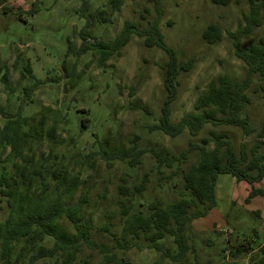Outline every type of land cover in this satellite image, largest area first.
I'll use <instances>...</instances> for the list:
<instances>
[{
  "label": "rangeland",
  "instance_id": "1",
  "mask_svg": "<svg viewBox=\"0 0 264 264\" xmlns=\"http://www.w3.org/2000/svg\"><path fill=\"white\" fill-rule=\"evenodd\" d=\"M86 1V17L81 16L84 0H7L5 6H0V108L9 113L17 112L25 98L24 89L36 81L42 82L31 102L25 104L23 116L31 117L33 125H40L44 116L45 132L51 127L57 128L55 152L72 159V175L80 174L85 185L77 190L75 199H79L82 190L91 194L93 203L88 214L96 224L103 212L117 206L118 186L123 184L124 178L128 179V186L133 187L149 173L148 199L166 202L176 199V195L169 193V184L159 187L155 162L148 153L135 169L118 162L110 167L97 156L93 166L83 164L85 155L99 150L96 137L108 152L128 149L136 141L140 149H163L174 155L186 150L190 141L200 142L210 130L227 133L237 148L242 143L251 147L256 138L255 135L245 137L238 128L211 125L195 139L188 130L176 138L151 133L149 128L158 123L166 97L163 67L168 56L158 48L145 47L143 40L136 36L124 48L122 57L108 61L105 68L98 67L92 52L81 57L76 52L81 46L78 35L88 21L94 38L90 42H111L127 21L145 27L153 22L156 19L153 6L147 0H124L117 10H111L109 0ZM163 2L161 32L166 43L177 52L181 63L194 61L191 70L179 77V95L173 106V122L177 124L186 113L193 111L195 102L211 81L225 75L236 82L244 79L247 67L236 57L228 33L245 25L244 15L249 12V6L247 0H232L227 6L214 4L212 0ZM32 7L37 12L24 16L26 21L15 15ZM101 8L108 11L106 15L96 14ZM103 17L108 21L103 22ZM210 25H218L223 30L222 40L213 45L203 39ZM261 37H264V24L242 45L258 42ZM28 66L32 75L23 79L22 69L26 71ZM5 68L10 69L5 80L10 89L2 81ZM260 84L258 79L254 80L248 91L251 102L242 112L257 130L264 125V97L256 91ZM65 115L89 120L88 127L80 132L77 123L66 124ZM0 125H3L1 119ZM40 143L36 147L39 148L37 158L41 152L48 153L52 146L46 136ZM196 161L191 155L182 169L187 170ZM167 173L170 175L169 171ZM173 183L182 185L178 177L170 185ZM257 187L264 189V181ZM217 189V207L208 217L193 222L189 231L202 264H222L231 259L228 252L224 253L229 247L228 241L232 245L251 243L253 251L264 245V197L246 204L250 186L238 183L230 175L219 177ZM103 194L105 197L99 199L98 195ZM6 213L5 203L0 201V222L6 220ZM86 255L88 252L83 258ZM125 257L132 264H154L159 254L133 250ZM249 260V256H243L235 262L249 264ZM37 264L52 263L40 261Z\"/></svg>",
  "mask_w": 264,
  "mask_h": 264
},
{
  "label": "trees",
  "instance_id": "2",
  "mask_svg": "<svg viewBox=\"0 0 264 264\" xmlns=\"http://www.w3.org/2000/svg\"><path fill=\"white\" fill-rule=\"evenodd\" d=\"M147 1L153 6L156 19L146 27L134 21L125 22L123 30L111 42H90L94 38L88 21L78 35L81 46L77 56L92 52L98 67L105 68L108 61L122 57L124 48L136 36L143 40L145 47L158 48L169 59L163 67L166 97L158 123L149 128L151 133L176 138L188 130L190 137L195 139L208 125L234 127L245 137L255 135V143L251 147L242 143L237 148L230 135L210 130L200 142L190 141L186 150L174 155L163 149H140L136 141L128 149L108 152L105 144L96 137L99 150L85 155L83 164L93 166L97 156L110 167L118 162L135 169L141 166L142 158L148 153L155 162L159 187L169 184V193L176 195V199L170 202L148 199L149 173L133 187L128 186L129 181L124 178L123 184L118 186L117 206L103 212L94 225L88 214L93 203L91 194L82 190L79 199H75L77 190L84 188V182L80 174L72 175V159L55 152L57 128L51 127L45 132L44 116L40 125H33L31 117L23 116L25 104L31 102L33 93L42 83L36 81L24 89L25 98L17 112L9 113L0 108L3 122L0 125V201L5 203L7 210L6 220L0 222V264H37L40 261L132 264L125 255L133 250L158 253L159 259L154 264L164 261L202 264L189 231L193 222L208 217L217 207L219 177L230 175L238 183H247L250 190L246 204L264 197V189L257 187L264 181V125L257 130L249 118L242 115L251 102L248 91L255 79L261 83L256 91L264 97V37L258 42L242 45L264 24V0H247L249 12L244 15L245 25L228 33L236 57L247 67L244 79L236 82L225 75L211 81L195 102L193 111L186 113L177 124L173 122V106L179 95V77L191 70L194 61L181 63L177 52L165 41L161 32L164 0ZM123 2L109 0V9L117 10ZM212 2L227 6L232 0ZM6 3L7 0H0V6ZM87 8L88 2L84 0L81 16L86 17ZM36 12L37 9L32 7L15 15L26 21L24 16H33ZM107 12L101 8L96 14L103 16ZM142 19L145 20L144 15ZM107 21L103 17V22ZM222 38L223 30L218 25H210L203 33V39L210 45ZM9 72L10 69L5 68L2 78L7 88L5 80ZM28 75H32L29 66L26 71L22 69L23 79ZM70 117L65 115L63 120L68 125L77 123L80 132L88 127L89 120ZM45 136L52 146L48 153L41 152L37 158L39 148L36 147ZM191 155L197 161L183 170L182 165ZM177 177L181 179V187L178 183L170 185ZM104 197L105 194L98 195L99 199ZM228 245L224 253L228 252L231 259L222 264H236L235 261L243 256H249V264H264V245L256 251L251 249V243L232 245L228 241ZM86 252L88 255L83 258Z\"/></svg>",
  "mask_w": 264,
  "mask_h": 264
},
{
  "label": "crops",
  "instance_id": "3",
  "mask_svg": "<svg viewBox=\"0 0 264 264\" xmlns=\"http://www.w3.org/2000/svg\"><path fill=\"white\" fill-rule=\"evenodd\" d=\"M217 191H218V189L216 188V197H217V205H218V196H217L218 195V192Z\"/></svg>",
  "mask_w": 264,
  "mask_h": 264
}]
</instances>
